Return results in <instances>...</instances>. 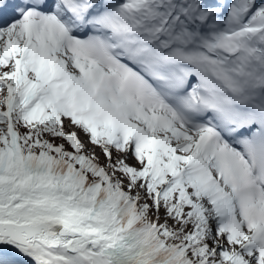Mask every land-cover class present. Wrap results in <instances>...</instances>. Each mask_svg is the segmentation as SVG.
<instances>
[{
	"label": "snow or ice",
	"instance_id": "1",
	"mask_svg": "<svg viewBox=\"0 0 264 264\" xmlns=\"http://www.w3.org/2000/svg\"><path fill=\"white\" fill-rule=\"evenodd\" d=\"M0 264H264V0H0Z\"/></svg>",
	"mask_w": 264,
	"mask_h": 264
}]
</instances>
